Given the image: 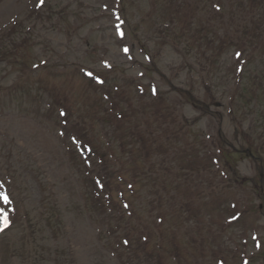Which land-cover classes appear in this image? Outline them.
I'll use <instances>...</instances> for the list:
<instances>
[{"label": "rangeland", "instance_id": "1", "mask_svg": "<svg viewBox=\"0 0 264 264\" xmlns=\"http://www.w3.org/2000/svg\"><path fill=\"white\" fill-rule=\"evenodd\" d=\"M234 6L235 0H0V39L17 21L35 26L23 37L31 47L24 68L11 57L21 49L6 39L0 44L10 56L0 62V196L11 201H0L9 220L7 228L0 224V264H264V165L237 154L244 144L236 126L242 120V132L261 129L253 105L233 115L225 107L240 81L239 43L231 41L221 57L215 51V33L226 26L222 13L228 21L256 22L264 5L236 14ZM203 29L200 42L188 38L196 48L189 50L184 39ZM262 59L255 66L241 60V85ZM209 62L215 70L206 74ZM90 73L104 82L88 86ZM184 93L205 109L192 107ZM129 107L130 126L139 108L140 121L174 111L171 140L143 149L144 161L151 151L160 156L154 162L169 193L148 214L163 224L160 261L133 251L119 258L124 250L102 235V218L86 212L80 176L69 165L74 125L108 119L118 138L115 119ZM183 119L184 132L177 128ZM229 150L227 162L220 153Z\"/></svg>", "mask_w": 264, "mask_h": 264}, {"label": "trees", "instance_id": "2", "mask_svg": "<svg viewBox=\"0 0 264 264\" xmlns=\"http://www.w3.org/2000/svg\"><path fill=\"white\" fill-rule=\"evenodd\" d=\"M262 5H264V0H235L234 14L245 8L259 11L258 9ZM221 17L226 26L221 25L220 31L222 33H215L218 36L216 41L220 42L215 51L218 50V55L221 57L226 47H231V41L239 43L234 48L241 51L239 60L240 81L231 90L225 107L226 109L229 108L230 114L233 115L236 112L238 114L240 110L244 109L243 107L249 108L253 105L255 107L254 124L261 129H254V132L252 130L242 132L243 122L242 120L237 122L239 126H236V132L241 136V141L244 144L243 146L240 145L237 154L252 159L260 158V160L256 159L264 165L262 155L264 154L262 147L264 146V59L258 62L259 67L256 69V73L254 71L249 73L250 81L248 84L241 85V80L245 75L243 65H241L243 57L246 58V62L248 61L247 65L253 64L255 66L256 59L264 56V17L261 18V21L256 22H254L255 17L248 21L244 19L236 21L232 17L228 21V16L225 17L224 13ZM253 22V29H251V26L248 27V25H252ZM25 28L26 21L20 22L9 29L7 35L2 38V40L6 39V41L11 42L12 48L16 46L21 49L19 54L14 52L11 55L15 60L14 64L20 68L28 65V53L31 51V47H27V43L23 40V37L26 36ZM184 31H186V27L176 34L178 39L183 40ZM207 31L203 29L201 35L198 31L194 37L187 36L184 40L188 49H196L188 38L190 40L198 39L200 42ZM174 40L176 41V39ZM17 48H14V51H17ZM214 54L215 52L211 53L210 61L213 60ZM9 58L6 50H0V62H8ZM215 64L209 62V65H205L206 74L215 70L213 68ZM200 71L205 72L204 67H200ZM93 75L98 79L100 73H93ZM84 80L88 81V86L96 82L91 77H85ZM182 97L191 105V101L186 95L183 94ZM100 99L103 100V98ZM104 102L106 103V101ZM192 105L197 110L205 109L202 105ZM140 111L141 108L137 110L135 125L130 126L131 123L125 121L126 116L130 113V107L120 109V117L115 119L122 131L121 137L118 138L113 136L114 133L111 129L114 132L117 129L110 127L112 122L108 119L95 120L81 125L78 122L74 128L70 129L77 138V142L71 145L70 163L82 181V191L84 199L87 201L86 212L92 214L97 220L102 218V224L106 228L102 235L111 241L117 252L120 249L124 250L123 253L119 254V258L124 259L126 254H131L133 251L137 256L144 255L152 261L155 259L160 261L161 259L156 256V251L163 252L164 250L160 241L163 236L160 227L163 224L160 216L156 215L152 218L148 214L156 211L157 208L154 207L159 202L162 203L163 198L169 193L166 190V183L162 182L165 171L158 172L157 169H160V165L154 162V159H158L160 156L155 151H151L147 156V161H144L143 149L146 145L149 147L151 145L163 146L164 143L167 144L171 140L169 122L173 117L170 113L173 109L169 108L160 116L156 115L159 111L152 112V115L144 114L140 116L141 119H145L144 121L139 119L138 112ZM246 111L250 110L246 109ZM71 115L74 117L73 113ZM187 125L189 122L183 119L182 123L177 124L178 131L184 132ZM177 128L175 125V130ZM253 135L256 136L255 139H253ZM79 150H87L88 156L82 155ZM220 154L228 162V157L233 152L229 150ZM234 154L236 153L234 152ZM88 162L91 164L88 165ZM136 164L140 168L138 172L134 169ZM130 174L132 176L128 178ZM126 261L130 260L126 259ZM126 261L123 263L128 264Z\"/></svg>", "mask_w": 264, "mask_h": 264}, {"label": "snow or ice", "instance_id": "3", "mask_svg": "<svg viewBox=\"0 0 264 264\" xmlns=\"http://www.w3.org/2000/svg\"><path fill=\"white\" fill-rule=\"evenodd\" d=\"M0 201H3V203L5 205H8L11 203V201L9 200V198L6 195L0 196ZM0 224H3L4 228H7L9 226L8 215L4 209H0ZM2 230H3V228H0V231H2Z\"/></svg>", "mask_w": 264, "mask_h": 264}]
</instances>
